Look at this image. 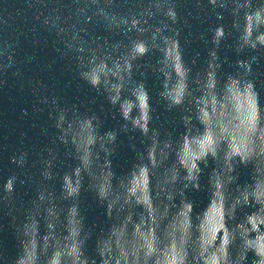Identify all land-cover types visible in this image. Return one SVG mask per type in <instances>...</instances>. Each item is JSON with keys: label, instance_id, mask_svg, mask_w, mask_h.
<instances>
[{"label": "water", "instance_id": "1", "mask_svg": "<svg viewBox=\"0 0 264 264\" xmlns=\"http://www.w3.org/2000/svg\"><path fill=\"white\" fill-rule=\"evenodd\" d=\"M0 264H264V0H0Z\"/></svg>", "mask_w": 264, "mask_h": 264}, {"label": "snow or ice", "instance_id": "2", "mask_svg": "<svg viewBox=\"0 0 264 264\" xmlns=\"http://www.w3.org/2000/svg\"><path fill=\"white\" fill-rule=\"evenodd\" d=\"M143 49H141V51H142Z\"/></svg>", "mask_w": 264, "mask_h": 264}]
</instances>
